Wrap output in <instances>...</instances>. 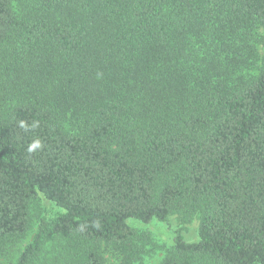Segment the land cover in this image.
Returning a JSON list of instances; mask_svg holds the SVG:
<instances>
[{
	"label": "trees",
	"instance_id": "16d2710c",
	"mask_svg": "<svg viewBox=\"0 0 264 264\" xmlns=\"http://www.w3.org/2000/svg\"><path fill=\"white\" fill-rule=\"evenodd\" d=\"M39 197L14 264H264V0H0V257Z\"/></svg>",
	"mask_w": 264,
	"mask_h": 264
},
{
	"label": "rangeland",
	"instance_id": "374dc122",
	"mask_svg": "<svg viewBox=\"0 0 264 264\" xmlns=\"http://www.w3.org/2000/svg\"><path fill=\"white\" fill-rule=\"evenodd\" d=\"M57 211V208L53 204L48 202L43 197H39L36 202L31 206V225L29 231L25 238L19 243L12 246V249L8 253L0 257V263L14 264L18 258V255L23 250V248L33 239V236L37 230V222L39 215H44L50 217L53 213ZM128 225L139 231L146 232L150 235L153 246H149L147 254L142 256V259L133 264H158L162 258L165 256L166 252L173 245L174 233L178 230L181 231V234L185 241L195 242L197 240V230H198V220L193 218L188 222H181L177 217H169L166 223L152 221L149 224H143L139 221L129 220ZM47 263L48 264H57L55 263L56 258L58 257L57 253L52 249H47ZM101 256L105 261V264H121V257L114 254L111 250L101 247Z\"/></svg>",
	"mask_w": 264,
	"mask_h": 264
}]
</instances>
